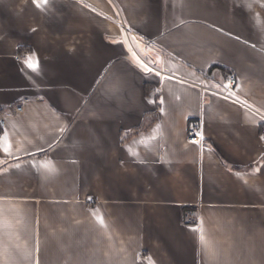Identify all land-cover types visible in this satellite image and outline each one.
Returning a JSON list of instances; mask_svg holds the SVG:
<instances>
[{
	"label": "crops",
	"instance_id": "0c3cea01",
	"mask_svg": "<svg viewBox=\"0 0 264 264\" xmlns=\"http://www.w3.org/2000/svg\"><path fill=\"white\" fill-rule=\"evenodd\" d=\"M259 112L264 0H0V264H264Z\"/></svg>",
	"mask_w": 264,
	"mask_h": 264
},
{
	"label": "built area",
	"instance_id": "2783aa9c",
	"mask_svg": "<svg viewBox=\"0 0 264 264\" xmlns=\"http://www.w3.org/2000/svg\"><path fill=\"white\" fill-rule=\"evenodd\" d=\"M236 77L232 74L227 75L223 80V85L225 86L224 90L217 91L214 89H209L206 87L201 86V89H206L211 92L220 94L221 96L234 99L232 91L234 90L236 86ZM24 107L22 105H18L16 107V112L21 113L23 111ZM259 114L264 118V114ZM1 123L4 124V118L1 119ZM188 140L191 142H200L203 140V128L201 125L194 124L190 126L187 132ZM182 219L185 223L191 224L196 223L198 220V213L196 212V209L193 206H186L182 213Z\"/></svg>",
	"mask_w": 264,
	"mask_h": 264
},
{
	"label": "rangeland",
	"instance_id": "374dc122",
	"mask_svg": "<svg viewBox=\"0 0 264 264\" xmlns=\"http://www.w3.org/2000/svg\"><path fill=\"white\" fill-rule=\"evenodd\" d=\"M143 49L144 48H140L137 44H134V52L136 53V55L138 56V58H140V57L143 58L142 60L139 59L140 62L143 64V66H146L147 68H149L148 65H147V63L145 61H143V60H147V55H146V53L144 52Z\"/></svg>",
	"mask_w": 264,
	"mask_h": 264
},
{
	"label": "snow or ice",
	"instance_id": "6c2138e0",
	"mask_svg": "<svg viewBox=\"0 0 264 264\" xmlns=\"http://www.w3.org/2000/svg\"><path fill=\"white\" fill-rule=\"evenodd\" d=\"M44 2H46V0H44ZM28 66H29L30 68H36V67H37L36 64H32V63H29ZM101 220H102V218H101Z\"/></svg>",
	"mask_w": 264,
	"mask_h": 264
}]
</instances>
